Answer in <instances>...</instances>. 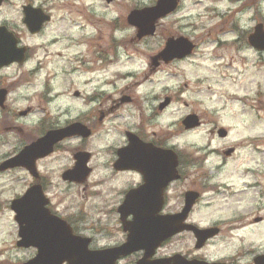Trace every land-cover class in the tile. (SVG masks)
<instances>
[{
  "label": "rangeland",
  "instance_id": "obj_1",
  "mask_svg": "<svg viewBox=\"0 0 264 264\" xmlns=\"http://www.w3.org/2000/svg\"><path fill=\"white\" fill-rule=\"evenodd\" d=\"M23 1L10 0L6 16L11 26L18 25L21 43L31 48L32 58L23 68L24 79L20 69L14 76L13 67L3 70V77H10L5 84L14 83L9 97L11 108L30 106L33 111L19 119L12 120L10 116V126L18 123L32 129L45 110L49 122L48 114L63 108H73V120L79 119L78 110L88 108L86 101L97 86L105 90L101 98H116L120 91L136 98V103H123L110 117L108 123L117 125V130L130 125L131 114L138 111L140 104L149 107L152 96L170 97L171 103L152 122L151 129L155 133L169 132L178 149L206 160L214 173L211 182L219 185V191L204 193L191 219L200 226L220 223L224 231L197 253L217 259L240 250L239 264L262 254L264 197L259 194L263 190L247 189L245 185L257 182L246 172L257 170L259 161L264 160V51H256L247 43L255 24L264 25V0H180L173 14L159 20L155 35L142 39L137 38L136 28L127 24L126 17L132 9L151 6L155 0H63L70 4L54 0L47 6L51 19L37 34H30L19 25ZM32 1L35 5L46 4L45 0ZM170 37H184L196 48L185 59L143 80L147 62ZM38 61L40 68L33 70ZM101 65L105 70L99 69ZM114 70L137 76L113 81L109 76ZM102 77L110 78L107 85H102V79L96 80ZM74 92H79V96L72 100ZM101 98L90 103L94 105ZM190 114L196 115L199 125L180 131V119ZM219 128L226 131L225 136L217 135ZM1 129L0 156L10 151L14 137ZM107 139L96 127L94 137L84 147H89L95 157H105ZM74 142V146L78 145L76 139ZM230 146L235 152L226 156L222 149ZM60 165L57 161L52 163V172L58 173ZM27 183L18 169L0 174V264H21L32 254L31 250L16 246L17 227L7 207ZM175 184L170 190L171 208L179 198L178 183ZM73 192H80V188L74 187ZM241 215H247L241 218L244 227L232 230L231 220L240 219L237 217ZM254 219L260 221L252 222ZM180 239L172 241L168 251H192V242Z\"/></svg>",
  "mask_w": 264,
  "mask_h": 264
},
{
  "label": "flooded vegetation",
  "instance_id": "obj_2",
  "mask_svg": "<svg viewBox=\"0 0 264 264\" xmlns=\"http://www.w3.org/2000/svg\"><path fill=\"white\" fill-rule=\"evenodd\" d=\"M52 1L54 0H45L44 2H46V4L40 2L39 5H35L32 0L23 1L19 7V25L24 27L30 34H35L29 31L24 21L25 7L33 6L39 8L43 14L47 15L49 18L47 22H49L51 19V9L47 6ZM9 2L10 0H0V27H5L6 31L11 33L16 41V51L23 48V60L21 62L19 60H14L0 66V73H3L0 75V131H2L1 128H4V130L14 135V137H12L13 142L12 146H10V151L4 155L1 154L0 163L15 157L33 142L43 139L48 132H56L51 134L50 138L47 139L48 141L55 138L49 153L37 155L27 152L25 156L19 159L24 160L25 163L23 162L22 165L0 171L1 174L18 169L26 176V182H28L27 187L8 202L7 207L12 212L13 219L15 214L11 209V202L15 199L23 198L26 192L32 188L31 193H33L34 196L25 197L22 200L21 204L24 210L28 209V207L36 208L43 213L36 218L43 217L46 212L49 217H55L59 221H63L62 223L69 227L71 234L88 240L89 249H113L126 244L129 233L141 235L144 233V228L146 227L164 225V223H166V221L164 222L166 216L180 212L185 208L186 194L188 192H193L196 194V197L182 223L185 225H192L201 230L214 229L212 236L206 238L200 246H197L198 239L195 233L192 230L184 229L171 237L159 238L153 241H143L140 245H136L135 247L131 246L128 252L120 254L116 258L115 264H136L137 261L143 258L150 261L161 260L169 258L174 254H179L182 257V261L185 263L191 261L192 264L193 262H195L194 264H239L238 259L240 258V250H237L234 255L229 257L217 259H209L197 253L204 250L212 240L218 238L224 231L220 223L200 226L191 219L195 209L200 205L204 193H206V191H219V185L211 182L214 173L212 172V168L207 165L206 160H200V158L193 157L188 153L185 154L182 150L178 149L173 142L174 136L170 137L171 134L169 135V132L155 133L154 130L151 129L153 127L152 122L156 120V117L171 103L170 97L164 96L162 99H159L156 95L152 96L151 105L149 107L144 106L143 108L140 104V107L137 109L138 111H133L134 113L131 114L130 125H122L123 127L117 130V125L108 123L110 117L123 103H136V98L127 94H121V91L116 98H110V95H108V99L101 98L102 95L104 96L105 90L97 86L93 91L92 98L86 101L88 108L85 107L84 109L78 110L79 119L73 120L72 116L75 111L73 108H63L62 110H53L52 114L49 113L48 116H51V120L48 117L50 120L49 122L45 119V110L32 129L22 128L18 123L14 126H10V116H12V120L19 119V117L30 115L33 110L30 106L23 109L11 108V100L9 97L13 90L14 83L5 84V81H8L10 77H3V75H6V71L3 72V70H9L13 67L12 69L14 71L12 73L16 76V73H18L17 71L20 69L21 71L19 74L24 79L25 71L23 68L29 62V58H32L33 52L29 46H25L21 43L19 30H17L18 25H10L8 17L6 16ZM60 2L70 4L68 1L61 0ZM175 11L163 18L173 14ZM45 24L46 22L40 26L37 33L41 31ZM159 24L160 22L158 20L155 31ZM149 37L152 36L143 38ZM3 41L4 39L0 37V45L2 44V46ZM192 44L194 48L190 54H192L196 48V45L194 43ZM160 52L161 50L156 52V54L150 58V61L147 62L148 68L143 80L152 77L154 74L158 73L161 68H165L187 57H175L171 60H164L162 58L152 60V58L159 55ZM36 63L38 65L35 66L36 68L33 70L41 66L39 61ZM99 69L102 71L105 70L104 65H101ZM29 73H31V70ZM126 76L132 78L137 76V74L125 72L124 75H122L120 70H114L110 73L109 77H112L113 81H115L116 79ZM18 78H20V76ZM101 79L103 86L107 85L110 80V78H96V80ZM137 85H139V83H137ZM78 96L79 92H74L71 98L72 100L77 99ZM100 98L101 100L95 102L94 105L90 103L91 100L95 101ZM106 100H109L108 104H105ZM90 115L97 116L96 121H94L92 117H89ZM182 119H180L177 126L180 131L186 132V129L181 123ZM111 120H113V118ZM74 123L80 125L77 128L82 131L81 134H69L68 128ZM96 127L99 128L101 135L108 137V141L105 144L106 146L103 149L105 150V157H95L93 151L90 150L89 147H84V145L94 137ZM148 128L150 129L148 130ZM212 131L213 129H211V132ZM75 139L78 141V145L76 146H74ZM9 142L10 140H8V143ZM46 142L40 144V146L44 148ZM227 148H232L233 151L231 154L235 152L233 146ZM101 149L102 146L99 148L100 151L98 150V152L101 153ZM225 149H222V153H224L223 151ZM170 150L174 151L176 155V178L171 181L167 178L170 170ZM33 155H37V157ZM76 155L79 157H76ZM56 161L61 163L58 173L52 172L53 167L51 165L52 163L55 164ZM224 161L225 160H223V163ZM77 163L82 165V173H78L76 177H74L76 178L74 180L71 179L70 171L74 169ZM261 163L262 168L260 166ZM27 164L29 166H27ZM246 173L249 174V176H253L257 182L246 184L245 187L247 189L257 187V190L261 188L263 192H260L259 197L263 198L264 160L259 161L257 170H248ZM175 183H178L179 198L176 202H172L173 207L171 208L170 190L176 185ZM74 187H79L80 192L74 193ZM75 201L77 203H74ZM99 213L100 215H97ZM23 215L24 217H30V213L27 211H25ZM246 216L247 215H241L237 217L240 219L229 221L233 223L232 230L243 228L244 219L242 220L241 218H245ZM260 220L254 219L252 222H258ZM14 222L18 229L20 227L19 223L15 221V219ZM27 223L29 225H36L32 221H27ZM39 223L51 224L52 222L46 221ZM227 223L228 221L222 224ZM137 228H140V230ZM179 238H182L180 239L181 242L189 239L193 245L192 251L188 250V248L180 251H168L169 244ZM17 247L32 251L28 259L34 257L38 251L35 246ZM253 259L254 257L251 262L247 260L245 263L241 264H252Z\"/></svg>",
  "mask_w": 264,
  "mask_h": 264
},
{
  "label": "water",
  "instance_id": "obj_3",
  "mask_svg": "<svg viewBox=\"0 0 264 264\" xmlns=\"http://www.w3.org/2000/svg\"><path fill=\"white\" fill-rule=\"evenodd\" d=\"M110 2L112 0H106ZM179 0H156L155 4L152 6H147L143 8L133 9L127 15V23L134 26L137 29L136 36L138 39L144 36L153 35L156 28V22L158 19L171 13L177 7ZM25 17L24 21L31 33H36L40 26L48 21L47 15L38 8H32L31 6L25 7ZM0 37L4 39L3 46L0 45V66L3 64L10 63L14 60H23V48L16 51L15 49V39L6 31L5 27H0ZM6 39V43H5ZM247 41L249 45L256 50H264V25L262 23H257L253 27V31L248 35ZM194 45L189 42L186 38H169L165 43V47L159 53V55L154 56L152 60H157V58H162L164 60H171L175 57L182 58L191 53ZM18 53V55H17ZM17 55V57H16ZM186 129L194 128L199 125L197 117L194 115H188L182 121ZM80 126L78 123H74L69 126V134H81L82 131L77 127ZM56 133L55 131L48 132L43 139L33 142L28 147L24 148L18 155L8 160L0 163V171H4L7 168H12L15 166L22 165L24 160H19L22 156H25L27 152L35 153L37 155L46 154L51 151L52 143L55 138L50 139L51 134ZM218 136H225L226 131L220 128L217 131ZM84 135V133H83ZM47 141V142H46ZM44 148L40 144L44 143ZM232 149H227L224 151L226 155H229ZM169 176L167 177L169 181L176 178L175 167H176V155L170 150L169 152ZM37 155H33L37 157ZM121 155V152H120ZM76 157H79L76 155ZM27 166H29L27 164ZM82 165L77 163L74 169L70 171L71 179H76L78 173H82ZM30 168V167H29ZM73 177V178H72ZM166 178V181H167ZM30 188L25 196L20 199H15L11 203V209L15 213V220L19 223V236L20 239L17 241L18 246H35L37 247L36 255L23 264H115L116 258L123 253L129 251L131 246L140 245L143 241H153L159 238L170 237L184 229L192 230L197 239L198 244H200L208 237L212 236L214 229L201 230L192 225L183 224V219L186 217L188 210L190 209L196 194L193 192H188L186 194V206L179 213L166 216L164 219V225L160 226H149L144 228L143 234H130L128 236V241L121 247L106 249V250H89L88 240L80 238L78 236H73L68 226L59 221L57 218L49 217L46 212L41 218H36L43 213L36 208L28 207L24 210L22 206V200L25 197H33ZM129 198V197H128ZM30 213V217H24V212ZM58 220V221H57ZM140 220V219H139ZM27 221H32L36 225H29ZM52 222L51 224H40L39 222ZM152 221V220H149ZM26 223V225H25ZM23 224V225H22ZM140 230V228H137ZM128 249V250H127ZM188 262V261H187ZM195 262H193L194 264ZM136 264H192L185 263L182 261V257L179 254H175L169 258L161 260H147L143 258L137 261ZM252 264H264V253L257 255L253 259Z\"/></svg>",
  "mask_w": 264,
  "mask_h": 264
}]
</instances>
